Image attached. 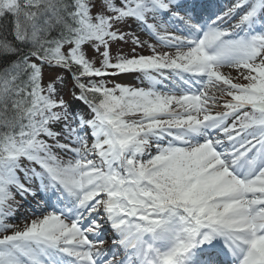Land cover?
Listing matches in <instances>:
<instances>
[{"label": "snow or ice", "instance_id": "snow-or-ice-1", "mask_svg": "<svg viewBox=\"0 0 264 264\" xmlns=\"http://www.w3.org/2000/svg\"><path fill=\"white\" fill-rule=\"evenodd\" d=\"M0 264H264V0H0Z\"/></svg>", "mask_w": 264, "mask_h": 264}, {"label": "rangeland", "instance_id": "rangeland-1", "mask_svg": "<svg viewBox=\"0 0 264 264\" xmlns=\"http://www.w3.org/2000/svg\"><path fill=\"white\" fill-rule=\"evenodd\" d=\"M122 82H123V83H130V82H131V84H135V83H137V82L135 81L134 78H130V79H128V80H122Z\"/></svg>", "mask_w": 264, "mask_h": 264}]
</instances>
